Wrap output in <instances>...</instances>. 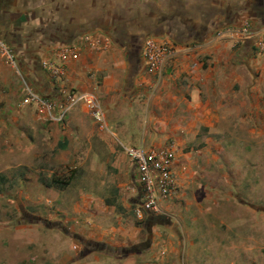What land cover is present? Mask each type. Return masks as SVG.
<instances>
[{
	"label": "crops",
	"instance_id": "1",
	"mask_svg": "<svg viewBox=\"0 0 264 264\" xmlns=\"http://www.w3.org/2000/svg\"><path fill=\"white\" fill-rule=\"evenodd\" d=\"M242 23L254 28L264 25V0H0V38L13 51L20 71L18 75L0 59V148L11 141L22 150V140L30 141L27 150H54L57 143L62 149L70 147L65 126L76 105L61 122L45 120L33 104L23 103L22 79L57 102L63 88L92 93L104 113L108 132L94 135L96 146L85 142V149L93 153L97 166L115 173L111 186L116 198L103 202L115 217L113 223L98 224L94 231L85 226L75 231L95 239L89 263H99L98 252L106 247L119 250L124 257L117 258L118 264H148L146 260L153 255L161 260L168 251L181 252L183 248L165 247V241L155 253L149 252L158 244H152L150 237L154 227L179 236L172 222L186 218L177 211L194 208V140L200 139L203 151L210 135H227V125L264 123V50L257 51L255 39L232 46L214 37L217 28ZM84 35L95 38L97 45L82 41ZM146 38L174 47L159 75L143 68L141 45ZM46 61L61 64L59 76H52L43 64ZM77 106L85 111L83 105ZM255 129L246 128L243 135H257ZM132 130L140 133L131 136L133 141L138 138L139 144L156 152L172 153L168 164L175 187L170 199L160 201V213L143 216L142 227L126 220L129 202L137 199L130 190L136 183L135 168L116 136ZM228 135L234 134L229 131ZM7 147L4 150L10 152L12 148ZM217 151L213 164L219 158ZM93 197L88 199H98ZM77 215L67 217L64 212L55 222L70 230L79 222L81 215ZM82 217L86 218L84 212ZM34 218L38 221L29 222L31 226L55 229L44 222L51 219ZM46 248L52 259L48 254L53 253V246L46 244ZM35 252L25 254L31 255L29 263L19 264H53L37 260ZM110 256L104 257L109 261ZM80 262L85 264L83 259Z\"/></svg>",
	"mask_w": 264,
	"mask_h": 264
},
{
	"label": "rangeland",
	"instance_id": "2",
	"mask_svg": "<svg viewBox=\"0 0 264 264\" xmlns=\"http://www.w3.org/2000/svg\"><path fill=\"white\" fill-rule=\"evenodd\" d=\"M77 105L65 126L69 149L59 148L57 143L54 150H27L28 140L21 141L22 150L15 149L11 141L0 148V264L29 263L31 255L25 254L35 250L37 260L44 262L48 259L53 264H81L83 259L85 264H93L89 263L93 260L89 252L96 247L95 239L86 232L85 237L75 231L84 226L94 231L98 224L105 226L114 222L115 216L105 210L103 202L116 198L111 186L115 173L97 166L93 153L85 149V142L90 141L94 148V135L108 131L99 129ZM110 128L116 132L115 127ZM246 128H256L257 135H243ZM229 131L234 135H228ZM226 133L210 135L203 151L199 149L203 144L200 139L194 140V208L177 211L186 218L184 222H172L179 229V236L169 229L154 227L150 240L158 244L149 252L155 253L164 241L167 248L183 249L179 253L168 251L161 260L153 255L154 258L146 260L148 264H264V250H261L264 249V123L227 125ZM123 134L116 135L123 145H139L138 138L134 141L131 138L139 132L132 130ZM203 134L201 130L200 137ZM52 135L57 138L59 134ZM214 143L220 147L214 148ZM4 147L12 150L8 152ZM216 150L220 151H217L219 158L213 164ZM135 178L137 183L136 170ZM102 180L106 181L105 185L100 184ZM47 182H56L62 188H48ZM127 193V198L131 197L129 190ZM93 196L98 199L92 202L88 198ZM135 201L136 198L129 202L126 220L142 227L144 218L137 219L133 213ZM64 212L67 217H77V213L83 216L84 212L86 218L80 216L79 222L67 230L55 222ZM35 215L51 219L44 222L55 229L31 226L29 222L38 221ZM99 217L105 218L101 221ZM46 244L54 248L48 254L52 259L47 257ZM98 253L101 257L96 262L99 263L94 264H118L117 258H124L119 250L109 247ZM107 255H111V260L104 257Z\"/></svg>",
	"mask_w": 264,
	"mask_h": 264
},
{
	"label": "built area",
	"instance_id": "3",
	"mask_svg": "<svg viewBox=\"0 0 264 264\" xmlns=\"http://www.w3.org/2000/svg\"><path fill=\"white\" fill-rule=\"evenodd\" d=\"M214 37L228 41L233 45L243 44L249 39H255V47L259 53L264 50V25L254 28L248 23L239 26L219 27L214 31ZM82 41L91 47L97 45V40L89 35L82 36ZM175 50L167 41H156L146 38L141 45V60L146 73L159 75L165 61L172 57ZM5 59L19 75L20 71L11 48L0 38V59ZM52 76H59L62 66L57 61H46ZM23 84V103L33 104L39 117L53 122L64 120L65 114L75 105L81 104L90 118L101 130H107L104 113L97 98L89 92H76L71 88H63L57 101L46 98L25 80ZM126 157L132 162L137 171V183L130 190L137 199L134 203L133 213L137 219L144 215L161 212L160 201L170 199V193L175 187L173 176L169 169L172 153L169 150L156 152L145 147L142 143L137 146L120 145ZM75 248V246H74Z\"/></svg>",
	"mask_w": 264,
	"mask_h": 264
},
{
	"label": "trees",
	"instance_id": "4",
	"mask_svg": "<svg viewBox=\"0 0 264 264\" xmlns=\"http://www.w3.org/2000/svg\"><path fill=\"white\" fill-rule=\"evenodd\" d=\"M55 183H56V182H47V183H45V184H46L47 186H51V185H52V186H56Z\"/></svg>",
	"mask_w": 264,
	"mask_h": 264
}]
</instances>
